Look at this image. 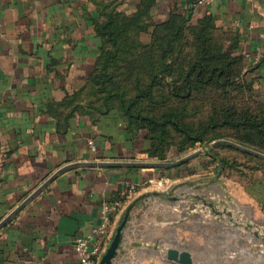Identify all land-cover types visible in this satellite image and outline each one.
<instances>
[{"label":"crops","instance_id":"crops-1","mask_svg":"<svg viewBox=\"0 0 264 264\" xmlns=\"http://www.w3.org/2000/svg\"><path fill=\"white\" fill-rule=\"evenodd\" d=\"M152 1L154 21L187 11L193 20L209 15L233 33L245 58L244 79L264 103V0H216L193 12L194 0ZM142 2L0 0V153L6 157L0 166V222L69 164L153 161L141 153L142 138L125 135L116 114L91 109L83 92L99 52L95 23L114 8L133 14ZM180 158L173 152L169 161ZM195 158L174 168L75 167L61 173L0 229V264L76 262L75 241L100 223L104 200L127 203L114 218L115 233L132 207L128 184L139 185L138 199L172 201V188L202 186V193L210 181L226 188L229 198L239 193L243 202L256 203L264 214V177L241 193L222 173L212 180L198 174L199 166H192L202 157ZM202 194L193 199L204 200Z\"/></svg>","mask_w":264,"mask_h":264},{"label":"trees","instance_id":"trees-1","mask_svg":"<svg viewBox=\"0 0 264 264\" xmlns=\"http://www.w3.org/2000/svg\"><path fill=\"white\" fill-rule=\"evenodd\" d=\"M153 6L143 0L133 14L114 8L95 23L99 52L83 89L91 109L116 114L124 134L142 138L141 153L153 161H169L173 152L182 157L218 140L264 153V103L244 79L236 36L209 15L194 24L189 12L173 11L154 21ZM217 148L239 150L220 145L207 153L221 170L232 165ZM246 155L264 168V159Z\"/></svg>","mask_w":264,"mask_h":264},{"label":"rangeland","instance_id":"rangeland-1","mask_svg":"<svg viewBox=\"0 0 264 264\" xmlns=\"http://www.w3.org/2000/svg\"><path fill=\"white\" fill-rule=\"evenodd\" d=\"M199 19L192 22L195 24ZM211 147L209 143L196 149L202 150V159L193 164V169L202 163L208 164L206 170L201 169L198 174H206L204 177L212 180L222 173L226 183L235 182L232 188L237 187L241 193L244 187L253 186L254 181L264 177V168H258L257 162L246 155L248 153L230 148L215 150L220 158L232 163L221 170L218 163L207 159ZM206 183L208 188L203 194L198 192L204 188L202 186L197 190L190 185L172 188L175 191L171 194L175 197L172 201L157 197L138 199V191L129 196L127 202L132 207L129 208L127 243L116 264H170L167 255L170 250L178 251L181 258L191 260L192 264H264V214L256 203L243 202L239 193L240 198H229L226 188L210 181ZM156 187L162 185L156 184ZM201 194L204 200L193 199V195ZM205 202L214 204L220 214ZM225 211L231 212L232 217ZM124 216L120 217L118 226Z\"/></svg>","mask_w":264,"mask_h":264},{"label":"water","instance_id":"water-1","mask_svg":"<svg viewBox=\"0 0 264 264\" xmlns=\"http://www.w3.org/2000/svg\"><path fill=\"white\" fill-rule=\"evenodd\" d=\"M227 145L242 152L248 153L250 155H254L261 159H264V153L257 151L255 149L246 147L244 145L238 144L236 142L230 140H218L212 143V147ZM202 154V150H196L178 160L175 161H94V162H77L69 164L65 167L59 169L54 175H52L45 183H43L32 195H30L25 201H23L14 211H12L4 220L0 222V229H2L14 216H16L29 202H31L44 188H46L51 182H53L61 173L73 169L75 167H153V168H174L178 167L191 159L197 157ZM213 207V211L220 214V212L215 208L214 204L207 203ZM227 215L232 217V213L225 211ZM130 219V211L128 210L125 218L121 222V224L116 228L113 239L100 260L99 264H116L118 258L121 254V250L126 245V232H127V223ZM231 220H234L231 218ZM250 227V225H248ZM258 234V232H254ZM264 239V238H263ZM168 259L170 264H192L191 260L187 258H181L180 254L176 250H170L168 253ZM180 257V258H179Z\"/></svg>","mask_w":264,"mask_h":264},{"label":"built area","instance_id":"built-area-1","mask_svg":"<svg viewBox=\"0 0 264 264\" xmlns=\"http://www.w3.org/2000/svg\"><path fill=\"white\" fill-rule=\"evenodd\" d=\"M216 0H195L190 3L189 10L197 11L206 7ZM249 57V54L245 55ZM92 149H95L93 141L89 142ZM6 162V157L0 153V166ZM129 196L137 193L139 185L128 184ZM123 200H104L101 206L100 223L96 225L87 236L78 237L75 241V251L78 256L76 262L66 264H99L101 258L107 251L113 236L114 218L124 209Z\"/></svg>","mask_w":264,"mask_h":264}]
</instances>
